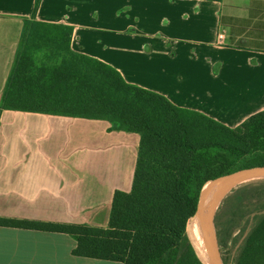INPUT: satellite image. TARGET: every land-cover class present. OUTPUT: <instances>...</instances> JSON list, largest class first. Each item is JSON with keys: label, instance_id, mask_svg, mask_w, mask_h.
Returning <instances> with one entry per match:
<instances>
[{"label": "crops", "instance_id": "1", "mask_svg": "<svg viewBox=\"0 0 264 264\" xmlns=\"http://www.w3.org/2000/svg\"><path fill=\"white\" fill-rule=\"evenodd\" d=\"M34 6L0 0V101ZM35 19L70 26L73 51L179 107L230 127L264 110V0H40ZM110 126L0 111V217L27 223L0 224V264H122L74 255L71 235L29 226H107L114 192L132 187L139 146L137 133Z\"/></svg>", "mask_w": 264, "mask_h": 264}, {"label": "trees", "instance_id": "2", "mask_svg": "<svg viewBox=\"0 0 264 264\" xmlns=\"http://www.w3.org/2000/svg\"><path fill=\"white\" fill-rule=\"evenodd\" d=\"M221 1V0H212ZM23 20L1 110L101 119L139 135L130 191L116 190L106 227L32 222L71 235L77 256L122 264H205L188 234L207 180L264 165V110L230 127L127 82L111 65L71 49L72 28ZM2 225L27 224L0 217ZM223 264H264V178L247 181L215 215ZM232 247H236L232 252Z\"/></svg>", "mask_w": 264, "mask_h": 264}, {"label": "water", "instance_id": "3", "mask_svg": "<svg viewBox=\"0 0 264 264\" xmlns=\"http://www.w3.org/2000/svg\"><path fill=\"white\" fill-rule=\"evenodd\" d=\"M259 178H264V165L238 169L204 183L196 210L188 220L187 226L189 222L196 224L206 261L201 258L192 244L205 264H223L215 227V215L221 203L239 185ZM206 196H209L207 203L204 202Z\"/></svg>", "mask_w": 264, "mask_h": 264}, {"label": "bare ground", "instance_id": "4", "mask_svg": "<svg viewBox=\"0 0 264 264\" xmlns=\"http://www.w3.org/2000/svg\"><path fill=\"white\" fill-rule=\"evenodd\" d=\"M209 201V196H206L204 199V202L207 203ZM187 234L191 240V242L194 244V246L197 249L198 254L201 256V258L206 261V255L202 249L201 246V240L199 238L198 229L196 227V224L194 222H189L187 226Z\"/></svg>", "mask_w": 264, "mask_h": 264}, {"label": "rangeland", "instance_id": "5", "mask_svg": "<svg viewBox=\"0 0 264 264\" xmlns=\"http://www.w3.org/2000/svg\"><path fill=\"white\" fill-rule=\"evenodd\" d=\"M239 62H240V60H239ZM237 78V77H236ZM224 80V79H223ZM225 81H227V80H225ZM212 86V85H211ZM193 94H194V91L192 92ZM235 249H236V247H232V252H234L235 251Z\"/></svg>", "mask_w": 264, "mask_h": 264}]
</instances>
